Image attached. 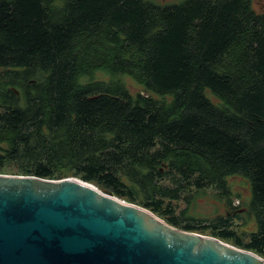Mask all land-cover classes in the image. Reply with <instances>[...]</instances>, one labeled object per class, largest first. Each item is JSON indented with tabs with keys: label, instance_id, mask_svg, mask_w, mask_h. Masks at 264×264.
<instances>
[{
	"label": "trees",
	"instance_id": "trees-1",
	"mask_svg": "<svg viewBox=\"0 0 264 264\" xmlns=\"http://www.w3.org/2000/svg\"><path fill=\"white\" fill-rule=\"evenodd\" d=\"M6 171L76 178L264 257V13L252 0H0ZM232 177L249 186L246 235L189 208L207 190L231 207Z\"/></svg>",
	"mask_w": 264,
	"mask_h": 264
},
{
	"label": "water",
	"instance_id": "water-1",
	"mask_svg": "<svg viewBox=\"0 0 264 264\" xmlns=\"http://www.w3.org/2000/svg\"><path fill=\"white\" fill-rule=\"evenodd\" d=\"M0 264H264L76 178L0 173Z\"/></svg>",
	"mask_w": 264,
	"mask_h": 264
},
{
	"label": "rangeland",
	"instance_id": "rangeland-1",
	"mask_svg": "<svg viewBox=\"0 0 264 264\" xmlns=\"http://www.w3.org/2000/svg\"><path fill=\"white\" fill-rule=\"evenodd\" d=\"M151 2L156 5H172V4H179L184 2L185 0H144ZM252 9L258 13H264V0H252ZM98 78L105 79L106 77L102 73L96 74ZM125 86L128 88L131 94H136L142 91V88L137 85L132 79L127 76L122 77ZM210 95V94H209ZM3 174H11L17 175L15 172L6 171ZM229 183L231 184L230 191L234 195H239L238 198H234L231 201V207H227L225 203L218 200L214 192L207 190L205 193L198 195L195 199V202L189 206L190 212L193 213L194 216L202 219H210L216 216H225L231 215L233 217V225L234 229L237 228L239 234L246 235L248 232H252L254 230V223L251 219L247 217L245 214V207L244 203L248 200L249 197V186L246 180L241 177H232L229 179ZM98 188V187H97ZM99 189V188H98ZM102 191V190H101ZM104 192V191H103ZM105 193V192H104ZM120 199V198H119ZM123 200V199H121ZM125 201V200H124ZM127 202V201H126ZM175 207V212L177 213L180 210L185 209V204L183 202H176L172 204ZM236 207V208H234ZM154 214V213H153ZM236 215L241 216V218H235ZM157 216V215H156ZM159 217V216H157ZM160 219L164 220L163 217H159ZM197 233V232H194ZM204 236L212 237L208 235V233H198ZM215 238V237H214ZM223 241V240H221ZM229 245H233L232 241H223ZM236 247V246H234ZM239 248V247H236ZM241 249V248H239ZM244 250V249H243ZM248 251V250H246ZM252 252V251H250ZM254 253V252H252ZM255 254V253H254ZM257 255V254H256ZM259 257L263 258V256L258 255Z\"/></svg>",
	"mask_w": 264,
	"mask_h": 264
}]
</instances>
